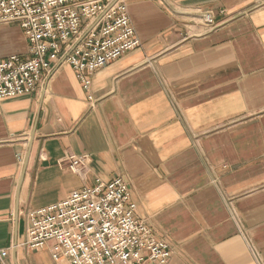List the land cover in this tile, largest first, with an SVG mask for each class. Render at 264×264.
<instances>
[{
    "label": "crops",
    "instance_id": "obj_1",
    "mask_svg": "<svg viewBox=\"0 0 264 264\" xmlns=\"http://www.w3.org/2000/svg\"><path fill=\"white\" fill-rule=\"evenodd\" d=\"M126 2L140 44L90 90L62 64L0 100V248L18 243L5 264H63L52 242L23 245L27 212L117 176L169 264H264V0ZM28 50L19 24L0 26V56Z\"/></svg>",
    "mask_w": 264,
    "mask_h": 264
},
{
    "label": "built area",
    "instance_id": "obj_2",
    "mask_svg": "<svg viewBox=\"0 0 264 264\" xmlns=\"http://www.w3.org/2000/svg\"><path fill=\"white\" fill-rule=\"evenodd\" d=\"M203 17L215 24L211 13ZM11 23L23 29L29 50L0 56V100L36 92L62 64L90 90L93 73L140 44L126 0H0V26ZM87 161L71 154L61 162L84 173ZM136 211L123 177L98 181L28 211L23 245L38 250L52 242L53 259L63 264H169L172 246ZM17 245L0 248V264Z\"/></svg>",
    "mask_w": 264,
    "mask_h": 264
}]
</instances>
